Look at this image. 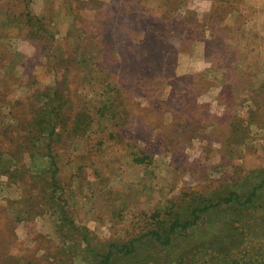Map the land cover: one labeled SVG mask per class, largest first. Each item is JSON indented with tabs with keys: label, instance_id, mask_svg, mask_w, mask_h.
Returning a JSON list of instances; mask_svg holds the SVG:
<instances>
[{
	"label": "rangeland",
	"instance_id": "374dc122",
	"mask_svg": "<svg viewBox=\"0 0 264 264\" xmlns=\"http://www.w3.org/2000/svg\"><path fill=\"white\" fill-rule=\"evenodd\" d=\"M14 1L0 0V9L10 17ZM27 1L35 18L34 37L29 38L32 31L23 36L15 28L0 31V155L18 162L20 174L26 175L20 185L11 173L0 174V264H59L64 258V264H100L108 243L129 242L134 228L143 226L137 224L139 212L179 200L181 209L190 201L203 207L209 204L205 200L216 203L232 190L246 198L255 186L260 189L251 204L223 203L201 214L194 229L176 237L180 248L171 252L169 262L161 258L157 264H175L180 255L187 263L192 256L208 264H240L242 256V263H264V0H73L74 13L70 0ZM39 22L42 34L37 33ZM82 33L91 36L82 38ZM98 43L106 45V54ZM84 51L97 67L93 72L87 68L90 61L84 62ZM55 60H60L56 71L51 69ZM122 80L134 120L138 113L151 114L154 106L169 102L170 107H161L162 118L152 123L150 128L156 129L163 122L151 133L153 139L133 137L132 130L124 134L118 119L107 118L111 133L123 131V143L102 148L100 174L85 171L63 185L75 226L86 228L101 243L76 259L68 250L60 253L67 244L58 233L57 205L37 188L36 178H43L54 161L67 182L78 165L67 163L66 156L85 153L86 141L71 144L65 121L56 117L53 104H45L58 81L64 91L61 112L69 118L75 109L94 106L102 82ZM175 112L190 124L178 138L166 129ZM25 114L45 122L37 140L42 132L47 137L52 125L65 138L53 146L51 161L45 142L31 144L26 127L19 133L12 130L25 122L20 117ZM5 132L17 143L11 139L12 146L8 140L4 144ZM143 150L149 156L146 163L133 161ZM26 185L41 209L19 220L27 210V202L19 203ZM237 221L253 229L242 244L232 245L230 239H242L233 231ZM149 230L142 227L140 233ZM219 238L226 243L212 249L209 242ZM12 254L15 260H9ZM124 255L113 263L141 260L139 252Z\"/></svg>",
	"mask_w": 264,
	"mask_h": 264
},
{
	"label": "trees",
	"instance_id": "16d2710c",
	"mask_svg": "<svg viewBox=\"0 0 264 264\" xmlns=\"http://www.w3.org/2000/svg\"><path fill=\"white\" fill-rule=\"evenodd\" d=\"M68 3L69 10L71 13H74V9H72L73 0H70ZM29 4L27 0H15L14 5L12 6L10 12H12V17H10V14H7L6 10L0 9V31L5 33L4 31H7L8 29L12 31V29H16L18 36L28 35L27 32H30V36L34 37V21L35 18L32 17L30 14ZM19 10V11H18ZM18 11V13H17ZM17 15L15 16V14ZM37 22V21H36ZM40 27H37V33L42 34L43 33V25L39 22ZM36 28V27H35ZM92 34V32H91ZM91 35H88L87 33H82V38H89ZM25 37V36H24ZM99 39L102 42V37ZM100 43H98L99 45ZM102 48V54H106V45H103V43L100 44ZM99 45V46H100ZM103 46V47H102ZM98 48V46H97ZM96 50V48H95ZM94 50V51H95ZM93 51V52H94ZM92 52V53H93ZM84 62L90 61L87 63V68L93 72L97 67L92 63L90 60L91 54L89 52L84 51ZM81 55V56H82ZM145 55H149L151 58L154 57L150 51H146ZM49 56V55H48ZM87 56V57H85ZM89 58V60H87ZM60 60H55L54 64L51 66V69H54L56 71V67L59 66ZM54 66V67H53ZM86 68V70H87ZM88 71V70H87ZM95 82V81H94ZM120 83H103V90L100 94V96L93 101L94 106H88L86 110H74L72 116H69V118H64V114L61 112L62 108V101L64 96L63 88H60V84L57 81V84L55 88H53V91L55 95L50 99V102L46 103L45 105H54L56 117H58L61 121H65L67 130L65 133L68 136V141H71V144L75 141L81 140L85 138L86 141V147H85V153H82L81 155H75L71 152V155H67V163H72L73 161L76 162L77 168L75 167V172L73 175H70V177L67 179V182L63 178V172L59 166L56 165V163L52 160L53 153V146L57 147L56 144L63 143L65 141L64 137L59 134L57 130L56 125H52L48 132L47 137H44V132L41 133L39 136V140L35 138V134L42 129V131L45 128H42V126L45 124L44 120L41 118H28V116L21 115L26 122H21L14 130V133H19L17 130L22 129L26 127L28 130L26 132V138L32 140L31 144H36L37 141L45 142L46 147H48L47 150V156L50 158V165L51 168L48 170L46 168L44 171L43 178H36L37 188L41 187L43 192L46 194V198H48L53 204L57 205V211L60 215L59 220V229L58 233L59 236L63 235L64 243L66 242V246H62L64 248L60 250V253L64 254L66 250H68V253L71 254L73 258H78L79 253H83L85 250L94 252L93 245H98L101 243H95L93 240L96 238L91 234L89 230L86 228H77L74 224L73 219L70 217V210H69V200L66 198L65 194V186H63L65 183H68L70 179L73 177H78L79 174L83 173L85 174V171H91L93 170L96 174H100L103 171V167L101 166L104 163V157L102 155V148L106 150L108 144H121L123 143L122 134L121 133H115L112 132L106 128L105 123L107 121V118L110 120H117V125L124 126V134H126L128 131L132 130L134 133L133 137H144L146 139H153L151 133L155 131L156 129H159V127H162L163 122H159V125L155 129V125L151 127L152 123H154V120H158L162 118L161 115V107H165L163 109H169L170 104L167 102L166 104H162L163 106H154L152 109L151 114H139L136 116V119L134 120V114H132L131 109L134 107L131 105V102L129 100V94L127 91L129 89H126L127 83L122 81H119ZM144 82V81H143ZM97 81L95 82V84ZM2 88H0L1 90ZM127 93V94H126ZM121 94L124 98L121 97ZM30 106L33 109L32 104ZM159 113H158V110ZM31 110V109H30ZM33 116L32 110L31 114ZM140 115L145 119H151V121H142L140 119ZM173 124H169L166 126V129H170V131L174 134L172 136H176L177 138L179 134L186 135L185 131L189 128V122L184 120L186 118L185 115H178L173 113ZM72 122V126L69 125V122ZM105 120V121H104ZM168 127V128H167ZM10 128H8L9 130ZM168 129V130H169ZM185 129V130H184ZM6 135L2 136V141L4 144L6 143V140H8L7 146H12L13 142L17 143L14 138L10 135H7L8 133L5 132ZM33 134V136H31ZM162 135V131L159 132L158 136ZM31 136V137H30ZM44 137V138H43ZM157 137V135H156ZM13 140V142L11 141ZM70 144V145H71ZM34 150V147L33 149ZM52 151V152H51ZM143 150L141 153L137 154L135 153L133 155V161H138L139 163H146L145 161L149 159V156L146 155V153ZM34 152V151H33ZM53 153V154H52ZM70 157V158H69ZM80 160V165H79ZM18 162H15L14 159H5L3 156L0 155V174H8L11 173L12 177L17 179L16 183H20V185H23V182L25 181L26 175L20 174V168L17 164ZM74 163V162H73ZM48 168V167H47ZM41 174V173H40ZM88 174V173H87ZM260 189V186L253 187L252 191L246 198H242L240 194L238 193V190H230L229 196H223L222 198L218 199L217 202L213 203L211 200H205L209 204H205L203 207H200L199 205H194L195 201H186L188 202V205H186L183 209H181V203L183 200L179 201H173L171 206L167 203L165 206L157 207L155 211L153 212H139V214L136 216V220H138L137 224H143L141 227H135L134 229H137L135 233L132 235L133 238L129 242H110L108 243V246L104 249L105 253L104 256L101 259L100 264H114L113 260H116L117 256H123L125 254L126 256H135L139 252L141 254V260L135 261V264H147L153 263L157 264L161 258H164L166 260L165 262H169L168 258H170L171 252L174 254V251L177 248H180V245H178L179 240L176 239L177 236H182L183 233L194 229L196 225L198 224V220L201 217V214L208 212L210 208H217L219 205L221 206L224 204H237L240 206H247L253 202V199L257 195L258 190ZM50 193V194H49ZM187 193H184L185 195ZM38 200V197L32 196L31 192H29V189L26 188L23 190V197L19 201V203H25L27 202V210L21 211V215L19 220H25L29 219L32 215L34 216L36 212L40 211V206L37 205L36 201ZM219 206V207H220ZM53 207V206H52ZM2 216L4 214L2 213ZM123 217V216H121ZM169 219V222L167 221ZM137 226V225H136ZM151 229L147 233H140L141 229ZM250 229H253V227H250L249 230L245 229L242 224L237 221L233 225V231L236 232L239 236L238 237H245V235L248 233L250 235ZM149 235L150 237H147L149 239H145L146 236ZM62 237V236H61ZM228 238V237H227ZM227 240V239H226ZM226 240L224 239H215L209 242V245L212 247V249L217 250L219 247L217 244L224 241L226 243ZM244 238L239 239L236 237V240L230 239L229 243L232 245L240 243H243ZM73 241L75 244H73ZM69 242H72L73 246H69ZM148 242L152 243V246H148ZM180 243V242H179ZM93 244V245H92ZM102 244H105L102 242ZM70 247H79L78 249L70 248ZM143 249H146L145 251ZM156 249L159 252V254L156 256L154 252ZM65 250V251H64ZM142 250V251H141ZM167 250V252H165ZM180 253H186V249H181ZM165 252V253H164ZM147 253V254H145ZM142 254H145L146 256H142ZM124 255V256H125ZM179 255V254H178ZM11 258L9 260H15V256L12 254L10 255ZM125 256V257H126ZM143 257V258H142ZM244 257L242 256L239 260L240 264H247L242 263V260ZM189 259V258H188ZM65 258L63 260H57V263L64 264ZM193 262H185L184 259H182V256H178V260H176L175 264H208L207 261H201L198 262L197 258L195 256H192ZM230 264H234L236 262H229ZM263 263V262H262ZM261 262L258 264H262ZM116 264V263H115ZM221 264V262L219 263ZM239 264V263H238ZM264 264V263H263Z\"/></svg>",
	"mask_w": 264,
	"mask_h": 264
}]
</instances>
